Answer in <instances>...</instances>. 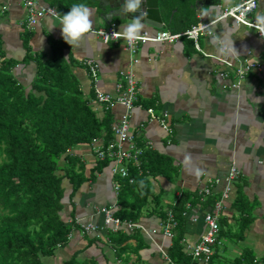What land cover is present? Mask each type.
I'll return each instance as SVG.
<instances>
[{"label":"crops","instance_id":"obj_1","mask_svg":"<svg viewBox=\"0 0 264 264\" xmlns=\"http://www.w3.org/2000/svg\"><path fill=\"white\" fill-rule=\"evenodd\" d=\"M35 1L39 7L56 10L59 17L62 14L57 5L68 4L71 8L83 3L93 12L94 28L115 25L122 32L127 25L118 19L110 22L98 18V0ZM243 1L161 0L164 28L155 30L145 26L142 32L182 33L200 22L216 20L226 8ZM0 14V37L7 59L22 62L29 50L33 57L40 53L50 57L54 44H66L65 57L99 118H104L107 111L97 102L98 92L119 96L118 86L126 88L125 76L130 73L136 82L135 107L129 121L142 154L137 162L126 161L128 176L123 177L114 174L116 164L113 163L94 174L98 158L92 143L71 151L85 165L83 174L87 181L74 193L71 181L66 182L62 218L72 224V232L68 245L59 249L53 258L78 255L82 260H95L98 264H165L160 250L167 252L171 248L177 229L169 208L178 200L188 202L189 214L184 215L187 230L181 239V246L188 253V246L197 244L206 230L204 215L229 188L220 215L221 245L214 248V257L229 264L264 261V38L257 30L228 18L214 24L211 34L199 39L198 47L194 40L182 38L174 44L139 45L132 54L125 41L106 44L91 33L86 34L79 47L72 48L62 38L59 19L46 16L31 25L30 14L19 0H0ZM257 15H264V0L253 14L255 23ZM25 35H30L29 49L24 43ZM226 44L234 49L229 55L221 52ZM86 60L97 64L95 78L85 65ZM251 63L255 67L239 79L237 71ZM222 73L226 76H221ZM36 74L35 62L20 64L14 71L15 77L28 89ZM236 84L238 88H234ZM110 111L114 124L128 114L123 105ZM162 120L170 130L162 126ZM123 147L128 149V144ZM150 153L170 159L176 172L173 180L163 175L151 176L147 173L149 170L141 168L142 159L146 161ZM185 157L190 158L187 165ZM233 166L240 170V176L228 185L225 178ZM196 169L200 170L199 176L195 174ZM137 171L149 174L146 179L153 196L160 198L161 207L150 203L136 218L133 210L119 204L123 194L121 180L130 178L129 183L133 184L135 179L130 176ZM116 183H119L118 191ZM207 188L211 189L209 195L205 193ZM101 207H110L114 219L122 226L118 229L110 226V231L102 233L82 234L75 224L78 219L104 226L105 216L98 210ZM165 211L167 217L161 218L160 212ZM170 218L176 223L172 238L164 234Z\"/></svg>","mask_w":264,"mask_h":264},{"label":"trees","instance_id":"obj_2","mask_svg":"<svg viewBox=\"0 0 264 264\" xmlns=\"http://www.w3.org/2000/svg\"><path fill=\"white\" fill-rule=\"evenodd\" d=\"M57 6L62 15L70 11L68 4ZM29 38L24 36L27 48ZM1 40L0 37V264H44L43 258L53 257L70 240L72 224L62 218L66 182L71 181L74 193L87 181L85 165L71 151L95 140H102L107 148L118 139L112 112L99 118L81 90L65 57L66 44H54L50 57L41 53L33 57L29 50L20 62L5 58ZM31 62L37 64V74L28 89L14 71L18 65ZM97 163L94 174L112 161L98 159ZM142 163L141 168L149 170L151 176L173 180L176 175L170 159L164 156L150 153ZM139 174L132 172L133 184L130 178L121 180L119 204L133 210L136 218L150 203L161 207L160 198L153 196L146 179L149 174ZM187 203L185 199L178 200L169 208L177 229L168 255L176 264L192 262L181 246L187 230ZM160 216L166 218L167 211L160 212ZM63 264L98 263L74 255ZM209 264L229 263L215 256Z\"/></svg>","mask_w":264,"mask_h":264},{"label":"built area","instance_id":"obj_3","mask_svg":"<svg viewBox=\"0 0 264 264\" xmlns=\"http://www.w3.org/2000/svg\"><path fill=\"white\" fill-rule=\"evenodd\" d=\"M22 2L30 14L29 22L31 25L37 24L38 21L43 19L46 16H50L53 18L59 19V15L56 10L52 8H43L39 7L38 3L35 0H19ZM262 0H244L241 4L237 5L233 8H226L220 17L216 20L211 22H200L197 25L192 26L189 30L182 34H174L168 31H161L156 33H151L149 31H144L141 33L142 38L136 41L133 44H128L126 40L122 39L118 33H120L115 25L109 26L107 28H94L90 30L89 33L94 34L100 37L106 44L110 42H119L120 40H124L126 43V47L128 51L132 54L137 52V48L139 45H144L147 43H168L174 44L178 42L181 38H189L196 41L201 37L205 36L206 34H211L210 28L219 22L220 20L224 19H234L238 24H242L248 27L255 28V23L251 19L252 13L258 8L259 3ZM202 15H200V19H202ZM256 29V28H255ZM260 34V33H259ZM261 36V35H260ZM198 47V45H197ZM85 65L89 67V70L93 77H96L98 66L94 63L93 60H86ZM255 64H248L244 68H241L237 71V76L239 79H243L246 72L253 69ZM221 76H226V74L222 73ZM127 81L126 88L123 89L122 85H119V96L113 97L110 94L98 92L97 94V102L104 106L106 111H110L114 109L117 105H123L127 109V113L122 120L115 124L114 126V134L117 137L118 141L112 144H109L107 148H104L103 145H99L100 140H95L92 145L94 150L100 160H110L116 163L117 167L114 169V173L121 175L123 177L128 176V170L125 168L124 164L126 161H138L139 155L142 154V150L138 148L137 143L135 142V138L133 137L130 131V112L134 109V102L136 100V86H135V79L133 74H127L125 76ZM237 86V85H236ZM123 89V90H122ZM122 90V91H120ZM149 112L153 114V110L150 109ZM162 126L165 129H169V126L162 120ZM170 130V129H169ZM127 143L128 149H124L123 145ZM240 175V171L237 169L236 166H233L230 169V172L226 178L228 184L233 183ZM219 183V180L216 184ZM116 190H119V185L116 186ZM206 194H211V189L205 190ZM229 196V188H226L224 191V199H227ZM111 208H103L102 213L106 216L105 227L109 226L111 222L116 224H120L119 220L112 218L111 216ZM223 205L221 201H216L213 211L207 212L204 215V223L206 225V230L202 234L199 242L194 246H188V253L192 257L194 261H204L210 262L211 259L214 257V248L217 245H221L220 241V222L219 218L223 211ZM79 225L83 228L84 232H86V228L84 224L80 221L78 222ZM176 223L174 222L173 218H170V221L165 226V234L168 237H173V229ZM97 225L90 224V228L88 230L90 232L96 231ZM103 229V228H102ZM151 233V232H150ZM162 254L165 255L164 250H161ZM168 263L171 261L168 259ZM195 264V263H190ZM253 264H264V261L255 260Z\"/></svg>","mask_w":264,"mask_h":264},{"label":"clouds","instance_id":"obj_4","mask_svg":"<svg viewBox=\"0 0 264 264\" xmlns=\"http://www.w3.org/2000/svg\"><path fill=\"white\" fill-rule=\"evenodd\" d=\"M142 0H124L123 13H136L140 10ZM93 15L92 10L85 4H75L70 8L66 14L59 17V25L61 28V35L65 43L70 45L72 48L79 47L81 41L84 39L86 34L90 32L93 27V21L91 19ZM147 15V12H141L139 16L132 18L131 22L124 26L123 31L118 35L127 41L128 44H133L142 38L141 33L145 28L142 22V17ZM254 27L258 30L260 35L264 37V15H257L256 24ZM234 51L230 44H226L222 49L225 55H229ZM190 158L185 157V164H189ZM195 174L199 176L200 170L196 169ZM82 222V221H81ZM83 223V222H82ZM75 224H78V220ZM85 224V223H83ZM98 227H105L97 225ZM97 232H100L99 230ZM94 232V233H97ZM161 251V250H160Z\"/></svg>","mask_w":264,"mask_h":264},{"label":"water","instance_id":"obj_5","mask_svg":"<svg viewBox=\"0 0 264 264\" xmlns=\"http://www.w3.org/2000/svg\"><path fill=\"white\" fill-rule=\"evenodd\" d=\"M161 0H142L140 10L136 13H123L124 0H98L100 7L96 8L98 18L112 22L118 19L123 24L131 22L132 18L139 16L141 12H147V15L142 17V22L146 27L155 30L164 28V20L161 10ZM103 4V5H102ZM209 4V3H207Z\"/></svg>","mask_w":264,"mask_h":264},{"label":"rangeland","instance_id":"obj_6","mask_svg":"<svg viewBox=\"0 0 264 264\" xmlns=\"http://www.w3.org/2000/svg\"><path fill=\"white\" fill-rule=\"evenodd\" d=\"M96 153V152H95ZM96 157L98 158V156H97V154H96ZM99 159V158H98ZM100 160V159H99ZM102 207L101 208H98V210H99V212L100 213H102ZM81 221V219H78V222H80ZM90 224L91 223H85L84 224V226H85V228H86V232H84V230H83V228L81 227V225H79V224H76L78 227H79V229H80V231H81V233L82 234H87V235H90V234H92V233H94V232H97L98 230L100 231L99 233H102V232H105V231H110V229L109 228H111L110 226H107V227H98L97 226V228H96V231H93V232H90L89 230H88V228H90ZM103 228V229H102ZM175 228V227H174ZM59 250V249H58ZM69 255H72V253L71 252H68V251H66ZM186 252V251H185ZM187 253V252H186ZM67 254V255H68ZM161 254H162V252H161ZM68 255V256H69ZM74 256V255H73ZM72 256V257H73ZM187 256H189V257H191L190 255H188V253H187ZM70 257V256H69ZM64 257V258H59V256L58 255H56L54 258L52 257V258H43V263L44 264H57V263H59V264H63V262H62V260H65V259H67V260H69L70 258H72V257ZM161 257H162V260L164 261V260H170L171 262L170 263H168V261H167V264H174V261L170 258V256L168 255V250H167V252H165V255H161ZM69 258V259H68ZM192 258V257H191ZM81 259V258H80ZM67 260H65V261H67ZM88 260H90V259H88ZM166 261H164V263L166 264ZM195 262H198V261H194L193 259H192V262L191 263H195ZM190 264V263H189ZM196 264V263H195Z\"/></svg>","mask_w":264,"mask_h":264},{"label":"bare ground","instance_id":"obj_7","mask_svg":"<svg viewBox=\"0 0 264 264\" xmlns=\"http://www.w3.org/2000/svg\"><path fill=\"white\" fill-rule=\"evenodd\" d=\"M236 7V6H235ZM233 8V7H232ZM257 10V9H256ZM255 10V11H256ZM254 11V12H255ZM254 12L252 13V15H251V19H252V17H253V14H254ZM229 19H231V18H229ZM231 20H233L234 22H236L234 19H231ZM221 21V20H220ZM252 21H253V19H252ZM254 22V21H253ZM237 23V22H236ZM255 23V22H254ZM238 24V23H237ZM256 24V23H255ZM238 25H242V24H238ZM242 26H245V25H242ZM245 27H247V28H251V29H254V30H257V29H255V28H252V27H248V26H245ZM187 31V30H186ZM185 31V32H186ZM258 31V30H257ZM182 33H184V32H182ZM182 33H177V34H182ZM201 37H203V36H201ZM200 37V38H201ZM183 38H185V37H183ZM199 38V39H200ZM264 38V37H263ZM182 39V38H181ZM180 39V40H181ZM189 39V38H188ZM199 39L197 40V43H196V41H194L195 43H196V45L198 44V41H199ZM192 40V39H191ZM124 41V40H123ZM147 44H149V43H147ZM145 45V44H144ZM252 70V69H251ZM250 71V70H249ZM248 72V71H247ZM245 77V76H244ZM237 85V86H236ZM236 85H234V88H238L239 87V84H236ZM112 163L113 164H116L115 162H113L112 161ZM116 167H117V165H116ZM232 168V167H231ZM238 169V168H237ZM239 170V169H238ZM240 171V170H239ZM230 172V171H229ZM115 174V173H114ZM229 174V173H228ZM120 176V175H119ZM228 176V175H227ZM227 176H226V178H227ZM240 176V175H239ZM226 178H225V182H226V184H228V182H227V180H226ZM238 179V178H237ZM236 179V180H237ZM235 180V181H236ZM234 181V182H235ZM233 182V183H234ZM233 183H231V184H228V185H232ZM119 183H116L115 184V188H116V186L118 185ZM229 187V186H228ZM207 189H209V188H207ZM223 195H224V192H223ZM217 201H221V203H222V205H223V208H224V204H223V201H224V197L222 196V198L220 197V199H218ZM215 205V204H214ZM103 208H106V207H103ZM108 208H110V207H108ZM110 211H111V209H110ZM213 211V208H212V210L210 211V212H212ZM102 215H104L103 213H101ZM105 216V215H104ZM111 216H112V218H114L113 217V215L111 214ZM81 221L83 222V223H86L85 221H83L82 219H81ZM105 221H106V216H105ZM219 222H220V218H219ZM87 224V223H86ZM92 224H94V223H92ZM95 225V224H94ZM109 226H111V227H116V229H118L119 227H121L122 226V224H116V223H114V222H111L110 224H109ZM220 229H221V227H220ZM221 232V231H220ZM164 234H165V229H164ZM166 235V234H165ZM167 236V235H166ZM168 237V236H167ZM169 238H171V237H169Z\"/></svg>","mask_w":264,"mask_h":264}]
</instances>
